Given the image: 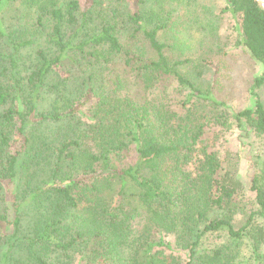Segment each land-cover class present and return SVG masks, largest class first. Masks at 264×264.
<instances>
[{
	"label": "trees",
	"instance_id": "16d2710c",
	"mask_svg": "<svg viewBox=\"0 0 264 264\" xmlns=\"http://www.w3.org/2000/svg\"><path fill=\"white\" fill-rule=\"evenodd\" d=\"M177 1L154 0L157 13L151 0H18L48 52L27 68L21 50L35 38H8L3 9L17 0H0V264H264V158L249 159L245 185L239 154L221 158L208 137L264 139V7L225 0L261 66L253 105L234 113L162 40L157 14ZM36 116L62 137L49 177L23 198L15 164Z\"/></svg>",
	"mask_w": 264,
	"mask_h": 264
},
{
	"label": "rangeland",
	"instance_id": "374dc122",
	"mask_svg": "<svg viewBox=\"0 0 264 264\" xmlns=\"http://www.w3.org/2000/svg\"><path fill=\"white\" fill-rule=\"evenodd\" d=\"M153 1L151 0V7L155 9V6L159 5H155ZM11 5L13 7L3 9L5 23L7 28H10L8 38L15 42L23 39L31 41L35 38L32 45L21 50L24 65L29 68L34 64L37 51L48 54L47 46L39 34L40 30L34 29V20L28 21L29 23L21 20L22 8L18 0ZM225 8V0H179L174 2L171 8L165 6L157 16L167 25L162 40L171 45L172 52L177 56L190 59L183 69L184 74L197 87L210 90V97L222 101L228 111L235 113L253 105L254 97L252 98L250 94V88L254 79L260 75L261 66L239 45L237 21ZM158 11L159 9H155V12ZM202 59L208 62L206 66L196 64ZM78 70L76 68L72 72L77 74ZM169 92L172 93V89ZM176 92L180 93L177 89ZM256 93L264 105V85ZM50 110L49 99L44 96L37 113L48 115ZM39 117L28 119L25 126L27 146L15 164L16 181L13 191L20 190L23 198L29 196L37 183L40 184L49 177L51 169L49 154L51 148L56 146L62 137L59 123L38 122ZM208 137L221 158L227 151L239 154L238 177L247 185L248 178L253 173L249 159L255 160L256 156L264 158V139L244 140L237 129L228 132L211 129ZM27 223L30 224L29 220ZM247 252V248H244L243 254L248 256ZM50 257L55 260L59 255L55 253ZM73 258L71 264H78V257ZM246 258L240 262H244Z\"/></svg>",
	"mask_w": 264,
	"mask_h": 264
},
{
	"label": "built area",
	"instance_id": "2783aa9c",
	"mask_svg": "<svg viewBox=\"0 0 264 264\" xmlns=\"http://www.w3.org/2000/svg\"><path fill=\"white\" fill-rule=\"evenodd\" d=\"M259 2H261V5L264 7V0H257Z\"/></svg>",
	"mask_w": 264,
	"mask_h": 264
}]
</instances>
